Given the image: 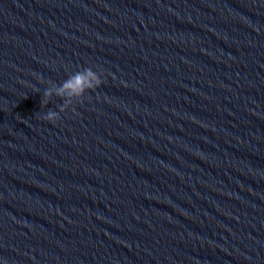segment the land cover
<instances>
[{"label": "clouds", "instance_id": "clouds-1", "mask_svg": "<svg viewBox=\"0 0 264 264\" xmlns=\"http://www.w3.org/2000/svg\"><path fill=\"white\" fill-rule=\"evenodd\" d=\"M48 83L50 86L45 89L41 104L47 105L53 95L62 98L64 101L59 106V112L49 109L42 117L45 121L55 124L60 120V113L69 109L74 100H80L86 92L98 88L102 84V79L101 73L94 71L92 67H86L69 75L59 85L51 81ZM72 110L75 111V108L73 107Z\"/></svg>", "mask_w": 264, "mask_h": 264}]
</instances>
